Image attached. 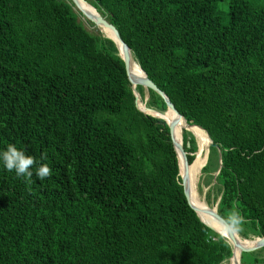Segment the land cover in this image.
<instances>
[{
	"label": "trees",
	"instance_id": "obj_1",
	"mask_svg": "<svg viewBox=\"0 0 264 264\" xmlns=\"http://www.w3.org/2000/svg\"><path fill=\"white\" fill-rule=\"evenodd\" d=\"M85 1L214 145L201 172L216 160V212L236 208L246 221L237 234L264 236V0ZM71 6L0 0V152L47 153L51 169L29 183L0 161V264L227 261L230 244L201 222L180 184L195 135L174 126L177 166L166 123L136 108L113 42L85 29ZM134 89L143 102V87ZM147 93L144 106L164 112ZM199 166L201 156L189 179ZM261 262L255 250L239 254L241 264Z\"/></svg>",
	"mask_w": 264,
	"mask_h": 264
},
{
	"label": "bare ground",
	"instance_id": "obj_2",
	"mask_svg": "<svg viewBox=\"0 0 264 264\" xmlns=\"http://www.w3.org/2000/svg\"><path fill=\"white\" fill-rule=\"evenodd\" d=\"M75 6L78 10H80L81 12H83L86 15L87 19H90V20L95 19L97 14H99L95 9H92V6H90L88 3L82 2L81 0H75ZM96 26L99 27L100 31L103 34H105L107 37L113 38V40L117 44V47L119 49L120 54H122V51H121L122 46H121L120 42L116 39V37L113 35L111 29L105 27L102 24H96ZM129 74H130L131 78H142V72L139 70L138 65L132 60V58H130ZM136 94L138 95L137 92H136ZM138 99H139V102H140L142 109L145 112L150 113L148 111V109L145 110V106H144L143 102L140 101L139 95H138ZM167 112L169 113L170 120L169 119L167 120L163 115H158V114H153V115H156L159 117H164L167 120V122H169V121L176 122L175 123L176 126H178L181 129L185 128V129L189 130L190 132L193 133V135H195V137L200 142V144H198V142L196 141L197 148H196V151L194 152V157H193L192 162L186 167V170L184 171L183 182H184V186L188 192V195H189L191 201L193 202L195 209L198 212L199 217L206 224H208L213 229H215L218 233H220V231H222L221 223L218 220H216L212 215L213 212L215 213V211H216L215 207L213 209H209L204 203H202L203 201H201V198L197 197V195H196L197 188H196L195 193L193 190L194 176L196 174L200 173V169L204 165L205 153H206V149H207V146L209 143V139L203 130L198 129L196 126H188L186 128V124L184 123V120L182 118H178V116L174 112H172L171 110H168ZM174 137L177 139V142L179 144L178 135H177L175 129H174ZM200 156L202 157L201 158L202 159L201 160L202 166H199L198 168H193L192 174H191L190 179H189L187 172H188L189 168H191V166L194 164L195 160L197 158H199ZM192 179H193V181H192ZM197 180H198V176H197ZM207 218H209L211 220L210 223H208L209 219H207ZM230 236H232V238H230L229 236L226 238L233 245V252H232L231 257L228 259L227 264H238L239 263V252H240L239 246H243L245 244H250L252 242L251 241L246 242V240L240 238L237 235V233H234V234L230 233Z\"/></svg>",
	"mask_w": 264,
	"mask_h": 264
},
{
	"label": "water",
	"instance_id": "obj_3",
	"mask_svg": "<svg viewBox=\"0 0 264 264\" xmlns=\"http://www.w3.org/2000/svg\"><path fill=\"white\" fill-rule=\"evenodd\" d=\"M74 5H75V0H70ZM82 2H84V3H87L85 0H81ZM91 6V5H90ZM92 9H94L93 7H92ZM80 11V10H79ZM81 12V11H80ZM85 17H86V15L83 13V12H81ZM89 21H91L93 24H102V25H104L105 27H107V28H110L111 29V31H112V33H113V35L116 37V39L120 42V44H121V51H122V54H120V52H119V49H118V47H117V44H116V42L113 40V38H111V37H107V36H105L106 38H108V39H110L112 42H113V44H114V46H115V48H116V50H117V53H118V55H119V57L121 58V60H122V62H123V66H124V70H125V74H126V77H127V80H128V82H129V84H130V87H131V91H132V93H133V96H134V104H135V106H136V108L137 109H139L140 111H142V112H144V113H146V114H149V115H151V116H154V117H158V118H161V119H163L164 120V122L166 123V125H167V127H168V133H169V136H170V140H171V142H172V146H173V149H174V151H175V154H176V159H177V166H178V154H177V150H176V148H175V145H174V139H173V137H174V126H175V123L176 122H173V121H169V122H167V120L164 118V117H159V116H156V115H153V114H151V113H148V112H145L143 109H141V108H139L138 107V105H137V94H136V91H135V89H134V87H135V85H140V86H142L144 89H151L152 91H154L156 94H158L162 99H163V101L165 102V105H166V108H165V110H164V113H166L168 110H171L172 112H174L177 116H178V118H182L181 117V115L174 109V107L172 106V104L168 101V99L166 98V96L163 94V92L161 91V90H159L145 75H144V73L142 72V70L139 68V70L142 72V78H131V77H129V75H128V72H129V66H130V58H131V56H130V51H129V49H128V47L124 44V42L120 39V37H119V35H118V33H117V31H116V29L114 28V26L112 25V24H110L106 19H105V17L104 16H102V15H100V14H97V16H96V18L95 19H92V20H90V19H88ZM146 109H148V108H146L145 107V110ZM183 119V118H182ZM184 123L186 124V128L188 127V126H196V125H189L188 123H186L185 121H184ZM198 129H200V130H202L200 127H198V126H196ZM183 129H185V128H183ZM185 130H187V129H185ZM206 134V133H205ZM207 136V135H206ZM209 139V138H208ZM208 145H213L211 142H210V140H209V143H208ZM214 146V145H213ZM179 152H180V154H181V157H182V160H183V163H184V165H187L188 163H187V161H186V158H185V153H184V151H183V149H182V146H181V142H180V145H179ZM178 175H179V178H180V184H181V186H182V190H183V195H184V197H185V199H186V201H187V203H188V205L193 209V211L195 212V214L197 215V213H196V209L190 204V202H189V199H188V192H187V190L185 189V186L183 185V180H182V178H181V176H180V174H179V171H178ZM213 217L216 219V220H218L219 222H220V220H221V216L215 211V213L213 212ZM197 217L199 218V216L197 215ZM200 219V218H199ZM201 221V220H200ZM202 223H204L207 227H209L211 230H213V231H215L216 233H218L215 229H213L211 226H209L208 224H206L205 222H203V221H201ZM219 235H220V233H218ZM221 236V235H220ZM222 237H224V236H222ZM229 237L230 238H232V236H230L229 235ZM225 238V237H224ZM227 241H228V243L230 244V246H231V254H232V245H231V243H230V241L227 239V238H225ZM252 243H250V244H245V245H243V246H239L240 248H239V250H240V252H242V251H252V250H255V249H257V248H260V247H263L264 246V236H260V237H257L255 240H253V241H251ZM240 252H239V254H240ZM230 257H231V255H230ZM229 257V258H230ZM238 264H241V263H238Z\"/></svg>",
	"mask_w": 264,
	"mask_h": 264
},
{
	"label": "clouds",
	"instance_id": "obj_4",
	"mask_svg": "<svg viewBox=\"0 0 264 264\" xmlns=\"http://www.w3.org/2000/svg\"><path fill=\"white\" fill-rule=\"evenodd\" d=\"M47 159V153H41L39 160L33 156L26 155L24 151L19 150L15 145H8L6 150L0 152V161L3 162L8 171H14L17 177H24L27 182H31V177L35 176L44 180L51 175V169L42 161ZM35 169V172H33ZM244 216L238 209L232 208L228 211L226 218H221L220 235L225 238L231 234L242 231V225L245 223Z\"/></svg>",
	"mask_w": 264,
	"mask_h": 264
},
{
	"label": "rangeland",
	"instance_id": "obj_5",
	"mask_svg": "<svg viewBox=\"0 0 264 264\" xmlns=\"http://www.w3.org/2000/svg\"><path fill=\"white\" fill-rule=\"evenodd\" d=\"M71 9L76 13V16H77V19L79 21H81L82 25L84 26L85 29H87L89 32L91 33H94L95 35L97 36H102V37H105L106 35L103 34L101 31H100V28L97 27L95 24H93L91 21H89L77 8L76 6L72 3V6H71ZM85 21H89V23L85 22ZM148 98V93H147V90L143 88V102L146 101ZM148 111L151 113V114H158V115H163L167 120L169 118V113L166 112H158L156 110H152V109H148ZM168 113V114H167ZM189 131V130H187ZM190 132V131H189ZM192 135L193 133L190 132ZM194 136V135H193ZM194 139H195V142H196V138L194 136ZM197 145V144H196ZM208 151H209V145L207 146V149H206V153H205V162H204V165L207 164L206 163V160H207V155H208ZM217 152V151H216ZM217 154V153H216ZM218 157V156H217ZM202 158V157H201ZM202 160V159H201ZM216 160L214 159H211V162H209L208 164H210V166H208V170L210 172H205V173H202L201 172V169H200V175L198 177V181H197V193L199 195V197L201 198V201H203L202 203H204L209 209H213L215 207V210H216V206H217V203L219 201V198H220V192L218 190V188H216L215 185V176H216V173L218 171V169L216 170H212L211 169L213 168L214 166V162ZM219 163V162H218ZM217 163V164H218ZM203 167V166H202ZM201 167V168H202ZM184 174V173H183ZM209 219V218H207ZM210 219L208 221V223H210ZM238 235V234H237ZM239 236V235H238ZM240 237V236H239ZM242 238V237H240ZM257 237H254V238H250V239H247V238H242V239H245L246 242H250V241H253L255 240ZM233 252V251H232ZM255 254L256 256L260 257L262 259V264H264V246L263 247H260V248H257L255 249ZM228 263V260L227 261H222L220 264H227Z\"/></svg>",
	"mask_w": 264,
	"mask_h": 264
}]
</instances>
